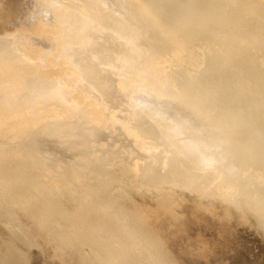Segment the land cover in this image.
Returning <instances> with one entry per match:
<instances>
[{
  "label": "bare ground",
  "instance_id": "1",
  "mask_svg": "<svg viewBox=\"0 0 264 264\" xmlns=\"http://www.w3.org/2000/svg\"><path fill=\"white\" fill-rule=\"evenodd\" d=\"M0 210L102 264L218 263L202 222L264 264V0H0Z\"/></svg>",
  "mask_w": 264,
  "mask_h": 264
},
{
  "label": "rangeland",
  "instance_id": "2",
  "mask_svg": "<svg viewBox=\"0 0 264 264\" xmlns=\"http://www.w3.org/2000/svg\"><path fill=\"white\" fill-rule=\"evenodd\" d=\"M140 198L141 196L138 195L137 199ZM177 199L178 198L175 197L174 200L177 201ZM186 206V203H182L181 206H175V208L178 212H184L188 210ZM198 229L201 236L194 235L197 233H191L195 238L192 237L190 241H186L185 244L178 245L177 247L180 248L179 250H184V248H187L189 242L201 240L202 242H206V247L202 244L201 247L206 249L207 252H219L218 257L216 258L218 263H216L217 261L210 262V256L206 259L200 257V260L199 256H191L194 257V259L196 258L195 260L198 258L197 262L202 261L201 263H197L194 259H191V262H189V257L185 256L187 259L185 258L186 260L183 262L176 256L179 253L178 251L173 250L167 245H160L159 248L164 253L167 263L193 264L195 261L194 264H233L231 257L234 252L230 253V251L233 247L236 249L239 247L237 246V235H235V237L233 236L232 239L233 241H236V243H232L227 232L216 234L215 231L206 230L205 223L203 222L198 224ZM220 229L221 228H219V230ZM38 230L40 234L39 236L28 233V238L25 234L13 227V225L9 224L8 216H5L0 210V264H102L89 248L86 249V253H83L81 247L67 245L58 235L54 234L51 237L48 228L39 227ZM148 234H150V236L153 235V231H150ZM224 240H230L231 243L234 244H229L232 248H228L229 245L226 243L224 246ZM224 251L225 254H227L226 257L223 253ZM220 259L223 260V262Z\"/></svg>",
  "mask_w": 264,
  "mask_h": 264
}]
</instances>
